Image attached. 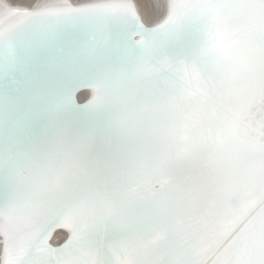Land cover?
<instances>
[{"label": "snow or ice", "instance_id": "obj_1", "mask_svg": "<svg viewBox=\"0 0 264 264\" xmlns=\"http://www.w3.org/2000/svg\"><path fill=\"white\" fill-rule=\"evenodd\" d=\"M149 6L5 14L0 264H264V0Z\"/></svg>", "mask_w": 264, "mask_h": 264}, {"label": "bare ground", "instance_id": "obj_2", "mask_svg": "<svg viewBox=\"0 0 264 264\" xmlns=\"http://www.w3.org/2000/svg\"><path fill=\"white\" fill-rule=\"evenodd\" d=\"M149 1H151L150 4L156 5L158 7L165 2V0H149ZM60 2H63V0H0V23L4 21L5 14L9 10H19L23 12L25 10H34L45 4H53ZM68 2L72 4H81V3L99 2V0H68ZM132 2L137 5V9L142 17V21L146 22L149 25L154 23L162 14L163 11L162 7H159V11L153 14L151 8L147 5V0H141V2L139 3L137 0H132ZM18 20H19L18 17L12 18L10 22H18ZM81 88H84V91H82L78 96L80 98L82 97L81 99L77 100L78 103L86 102V100L89 99L92 95L91 89L86 85L82 84L78 90H80ZM52 234L49 243L53 247H58L67 238L68 235L65 229H59L57 232H54L53 236ZM0 241H2V237H0ZM0 247H2V245H0Z\"/></svg>", "mask_w": 264, "mask_h": 264}, {"label": "water", "instance_id": "obj_3", "mask_svg": "<svg viewBox=\"0 0 264 264\" xmlns=\"http://www.w3.org/2000/svg\"><path fill=\"white\" fill-rule=\"evenodd\" d=\"M82 91H84V88H81L80 90L77 91V93H76V99H77V100L82 98V97H81V98L78 97ZM59 229H62V228L54 227L53 232H57ZM52 236H53V235H52ZM62 243H63V242H62Z\"/></svg>", "mask_w": 264, "mask_h": 264}, {"label": "rangeland", "instance_id": "obj_4", "mask_svg": "<svg viewBox=\"0 0 264 264\" xmlns=\"http://www.w3.org/2000/svg\"><path fill=\"white\" fill-rule=\"evenodd\" d=\"M137 1H138V3L141 2V0H137ZM150 3H151V1L147 0V5H148V6L150 5ZM149 7H150V6H149Z\"/></svg>", "mask_w": 264, "mask_h": 264}]
</instances>
